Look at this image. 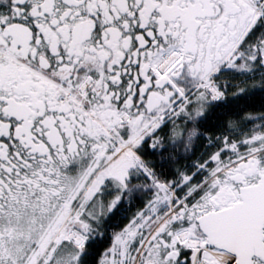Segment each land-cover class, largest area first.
<instances>
[{
  "label": "snow or ice",
  "instance_id": "snow-or-ice-1",
  "mask_svg": "<svg viewBox=\"0 0 264 264\" xmlns=\"http://www.w3.org/2000/svg\"><path fill=\"white\" fill-rule=\"evenodd\" d=\"M0 264H264V0H0Z\"/></svg>",
  "mask_w": 264,
  "mask_h": 264
}]
</instances>
